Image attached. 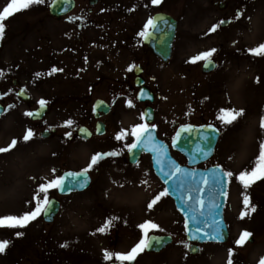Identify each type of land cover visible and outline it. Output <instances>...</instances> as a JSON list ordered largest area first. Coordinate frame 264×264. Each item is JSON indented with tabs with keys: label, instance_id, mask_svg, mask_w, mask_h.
Instances as JSON below:
<instances>
[{
	"label": "rangeland",
	"instance_id": "obj_1",
	"mask_svg": "<svg viewBox=\"0 0 264 264\" xmlns=\"http://www.w3.org/2000/svg\"><path fill=\"white\" fill-rule=\"evenodd\" d=\"M4 1L0 0V10ZM146 1L135 0V5L146 4ZM163 1L165 13L176 16L179 21L172 59L169 63L162 64L150 55L144 57L140 47L136 52L137 59L144 68L147 86L158 96L153 104L154 124L159 131L158 136L160 134L161 138L169 143L178 125L211 123L219 127V109H243V115L222 130L216 153L210 161L211 164H219L234 174L228 183L225 208V220L230 231L229 243L204 245L199 255L188 254L185 259L188 249L183 247L186 242L184 225L172 202L165 197L154 205L152 210L147 209V203L163 190V186L153 175L148 156L142 157L135 166L129 167L124 163L127 159L124 144L131 143L133 139L130 135L134 126L132 123L136 125L144 122L141 120L143 105L134 101V90L129 95L121 92L117 100L116 96L109 98L114 92H103L101 87V92L92 93L91 98L102 96L114 106L113 116L106 117V124L112 133L90 141H80L68 138L65 133L74 134L80 125L92 129L94 119L90 107H79L80 103L69 102L66 97L70 95L65 92L68 80L56 76L53 85H57L55 90L45 96L58 97V100L59 96H62L64 100L52 104L45 121V128L57 129L55 135L49 139L40 138V130L36 129L25 115L28 109L20 104L8 109V113L0 120V147H6L13 139L18 140L14 149L0 153V217L21 215L33 207L34 204L27 202L31 201L38 184L44 182L40 178L53 179L65 169L79 171L96 152H110L113 149L117 152L120 150L122 154L105 157L99 166L91 171L93 185L90 191L63 198L60 217L55 224L48 225L50 227L43 225L45 230L42 233L38 228L41 226L37 219L22 229L0 227V241L8 240L7 235L10 236L8 247L0 253V264H8L9 258L17 259L18 255H22L21 264L116 262L114 256L106 261L104 251H130L142 235L138 225L145 220H151L164 230H153L149 234L172 235L174 243L157 255L141 253L134 264H226L230 247L234 250L233 264H261L264 260V180L257 181L245 190L236 179L241 171L251 170L254 166L255 158L259 154V143L264 139L259 127L260 118L264 115V57L251 56L246 51L264 43V0ZM220 2L228 4L229 10H219L216 4ZM147 9L152 10L150 6H147ZM236 10L243 11L239 20L235 19ZM144 14L147 17L151 15L145 12ZM226 18L232 19V22L227 26H220L214 33H209L213 25ZM32 19L34 18L30 17V20ZM33 30L31 29V32ZM12 37H7L4 43L3 39L0 40V81L4 75L6 81L17 77L11 75L7 63L22 58V54L16 49V56L11 55L14 52L13 43L19 44V50L23 45L19 39L13 40ZM5 42H8L7 46ZM24 43L26 51L30 53L29 57L33 58L35 49L30 46L37 43L36 37L33 34L26 35ZM212 48L218 50L213 57L218 63V68L215 72L205 75L200 71L203 61L195 64L188 61ZM17 63L21 67V74L27 75L25 69L22 70L21 61ZM123 63H126L125 60ZM121 72L119 74L124 75ZM121 75L115 77L120 78ZM125 83L121 82L122 86ZM238 85L240 90H236ZM7 89L8 86H0V98ZM41 91V86L37 84L34 94L39 96ZM129 100L132 101L133 107L127 106ZM81 117H86L87 120L82 121L79 119ZM68 120L73 121L71 126L66 125ZM122 123H127V127L117 126ZM28 128L37 133L36 137L27 143L20 142ZM122 129L129 132V136L125 141H117L115 136ZM175 156L184 162L180 156ZM53 168L56 169L55 176L51 172ZM137 194L139 196L136 200ZM53 195L55 190L49 192V198ZM244 195L249 196V209L244 207ZM252 206L255 207V212L250 211ZM242 211L248 212L243 219L240 218ZM101 213L102 226L110 217L118 218L107 228L108 233L96 231L101 227ZM245 230L252 233L253 243L247 241L244 246L235 247V240ZM50 231L53 234L44 239ZM17 232L22 235L14 242L12 237L15 238ZM62 244L67 246L61 247Z\"/></svg>",
	"mask_w": 264,
	"mask_h": 264
},
{
	"label": "snow or ice",
	"instance_id": "obj_2",
	"mask_svg": "<svg viewBox=\"0 0 264 264\" xmlns=\"http://www.w3.org/2000/svg\"><path fill=\"white\" fill-rule=\"evenodd\" d=\"M45 3V0H10V2L0 11V40L4 38L5 35V21L8 17H11L14 13H17L21 10H27L33 5H42ZM52 4L58 3V0H51ZM163 3V0H151L153 6H159ZM243 16V11L238 10L235 19L239 20ZM231 23L232 21H227ZM226 23V21L221 20L218 24L213 25L209 29V33H214L218 28ZM171 29L172 25L170 21L164 16L150 17L144 25V28L141 32L138 33L140 37L145 39H155L159 33H161L164 27ZM208 33H206L207 35ZM216 48H212L207 51H203L198 55L190 59V63H197L200 61L204 62L205 68L215 67L213 61L214 55L217 53ZM247 53L255 57H264V43L258 44L256 47L246 49ZM128 71H132V66H130ZM52 72L62 71V69H57L53 67ZM2 75V73H0ZM37 76L39 73L36 74ZM154 79V78H153ZM259 78H257V83ZM207 99V98H206ZM48 103L45 99H40L38 104L40 108L43 109ZM128 107H133L132 101H127ZM9 107H12L10 105ZM26 116L29 117H38L39 112H26ZM243 115V109L236 110L234 108H221L217 115V119L220 121V126L217 127L213 124L201 126V128L207 129V131H200V128H196L191 124L182 125L180 131L172 138V147H178V141L181 139V133H193L199 132L200 138L206 142L210 143L211 139L215 138V135H219L221 130L232 125L239 117ZM144 115L141 114V120L143 121ZM73 124L72 120L66 121L67 126ZM262 134H264V115L260 118L259 125ZM156 128L155 124L149 125L147 122L138 123L132 127L130 135L134 137L131 143H125L124 147L127 149L128 153L135 156L134 150L136 149H146L155 154L154 161L155 164L159 167L160 172L165 177V184L167 185L162 191L157 193L150 202L147 203V209L150 211L153 209L162 198L172 195L174 192L178 193V199L180 200L181 205L187 209L191 215L187 216L185 219V230L188 234L190 240L200 241L204 240L205 242L213 243H222L225 240V234L223 231V221L216 219V209L220 207L218 203L215 202L214 196L218 192L220 196H226V186L229 183L230 179L233 177V172L226 170L221 165L217 164L213 169L208 173H201L199 180L196 179L195 170H185L181 168L175 161L167 159V150L166 146L158 143L155 136L152 132ZM47 130V129H46ZM81 133H84V129H79ZM215 134V135H213ZM37 133L33 129L28 128L20 138V142L27 143L36 137ZM65 135L68 138L72 137V132H67ZM129 136V132L121 130L115 136L117 141H125ZM187 139V137H185ZM18 144L17 139H13L6 147H0V153H7L14 149ZM196 152L207 156L211 151V147L201 146L197 144ZM120 153L117 151L110 152H96L91 157L89 162L85 167L79 171H68L62 175L55 176L56 169H51V172L55 178L50 180H44L40 182L38 187L35 189V193L32 196L31 201H28L29 204H34L33 207L24 211L21 215H6L0 217V227L8 228H25L30 222L35 221L37 218L42 215L45 218H50L55 214L56 211V202L49 198V192L51 190H58L61 193H70L76 190L85 189L90 183L89 173L99 166V164L105 159V157H115ZM53 155H56L53 153ZM167 166V170H165ZM177 178H179L177 180ZM30 179L35 180V177H30ZM236 179L244 189L247 190L257 181L264 180V139H261L259 143V154L255 158L254 166L251 170H244L236 176ZM187 185V187H186ZM195 192L197 195L192 196V193ZM205 192L209 193V200L205 201L203 194ZM41 194H43L41 196ZM194 201V203H193ZM245 209H249L250 199L248 195H244L243 198ZM255 207L250 208L251 212H255ZM248 212L242 211L240 218L243 219ZM202 218V220H201ZM118 219L117 217H110L104 222V225L98 228L96 231L104 233L105 229L109 228L111 223ZM194 222L197 225H200L202 222V227L198 226L194 229L189 230V222ZM138 228L141 230L142 235L134 247L131 248L127 253H111L107 250L104 251V259L106 261L111 260L113 256L116 261L128 262L131 264L132 261H135L137 256L143 253L146 249L153 247H161L164 244V238L160 236H150L149 233L153 230L164 231L160 228L159 225L152 222L151 220H145L143 223L138 225ZM17 236L22 235V233L17 232ZM252 236V233L249 231H242L239 238L235 240V247L239 248L244 246V244ZM9 245L8 240L0 241V253H3ZM66 244H62L61 247H66ZM183 247L189 249L193 252L202 251L200 248H190L188 243H184ZM234 250L232 247L228 249V259L226 264H233ZM188 252L185 253V259H187ZM261 264H264V260L261 261Z\"/></svg>",
	"mask_w": 264,
	"mask_h": 264
},
{
	"label": "flooded vegetation",
	"instance_id": "obj_3",
	"mask_svg": "<svg viewBox=\"0 0 264 264\" xmlns=\"http://www.w3.org/2000/svg\"><path fill=\"white\" fill-rule=\"evenodd\" d=\"M163 4L164 1L161 6ZM134 6L135 0H75L73 11L59 20L51 16L49 12L47 14L42 11L41 6H37V14L33 15L35 20L30 23H21L19 20L25 10L8 17L7 24L11 23L12 29H14L9 35L13 36V40L19 39L20 44L23 45L21 50L26 47L24 38L27 33H31L29 32L31 28L35 29L33 35L36 37L37 43L34 46L35 53L31 59H29V54L19 50L18 43H13L14 52L11 55L16 56V49L22 54V59H13L11 63L13 77L15 75L17 77L10 78L6 84V86L11 85L12 88L2 97L3 102L1 103H8L12 106L21 103L28 108H37L38 101L45 99L48 101L47 108L52 107L54 102H60V100L58 97H45L48 93H52L57 86H53L57 75L51 69L53 67L58 69L64 64L84 61L91 65L90 70L95 71L82 78L81 86L78 85V88L81 89L80 92H101L99 87L103 92H114L120 89L121 83L115 78V63L114 61L110 62V58L113 54L120 53L122 49L128 58L134 56L133 49L138 42L137 28L139 26L137 21H131L130 7ZM147 6H153L151 0L146 1V9ZM8 29L7 27L4 41L8 39ZM5 45L7 46L8 42H5ZM17 61H22V65L26 69L33 64L34 73L21 74V67ZM109 64L113 69L102 72ZM130 72L133 74V70L127 73L125 82H127ZM37 73H39L38 76ZM37 84L41 86L42 91L39 96L35 97L34 89L37 88ZM20 90L27 95V101L18 98ZM37 99L38 101H36Z\"/></svg>",
	"mask_w": 264,
	"mask_h": 264
},
{
	"label": "water",
	"instance_id": "obj_4",
	"mask_svg": "<svg viewBox=\"0 0 264 264\" xmlns=\"http://www.w3.org/2000/svg\"><path fill=\"white\" fill-rule=\"evenodd\" d=\"M156 17H158V16H156ZM164 17H166V16H164ZM166 18L170 21L172 27H171V29H169V28H167L165 26L163 31L160 33L162 35V37H163L162 40L159 41V42L158 41L154 42L155 53L158 54L161 57V59L164 60V61L167 60L169 55H170L171 41H172V37H173V34H174V29H175V22L169 17H166ZM146 40H148V39H146ZM150 46L152 47V45H150ZM213 68L214 67L205 68V66H204L203 71L204 72H208V71L212 70ZM105 111H107V108H105ZM150 118L151 117L148 116V121H150ZM202 126H204V125H202ZM195 127L196 128H200V131H205V132L207 131V129L201 128V126H195ZM180 128L177 130V132L180 131ZM152 134H153V136H155L154 131L152 132ZM213 135H215V134H213ZM185 137H187V139H185ZM217 139H218V135H215V138L211 139L210 143L206 144V142L203 141L200 138V133L199 132H195L194 131L193 133H181V139L178 141V147H172V148L174 150L180 152L186 158L188 166H194V165H197V164L205 161L206 159H208L212 155L213 149H214V146L216 144ZM157 142L160 143L159 141H157ZM197 144H199L201 146L211 147L212 151L207 156H204L203 154L198 153V152L195 151ZM171 145H172V143H171ZM134 152H135V156L134 157H133V155L129 154L130 162H132V163L136 162V160L138 159L140 153H142V152H150V151H148L146 149H136V150H134ZM150 153H151V156H152L151 157L152 161H153V163L155 165V168H156L155 173L158 176L160 175L159 178L165 184V177L160 172L159 167L155 164V161H154L155 154L153 152H150ZM167 159H169L168 154H167ZM213 168L214 167L209 168L207 170H195L196 179L199 180V177H200L201 173H208ZM184 169L185 170H190V169H186V168H184ZM165 170H167V166H165ZM178 179L179 178H177V180ZM165 186H167V185L165 184ZM186 187H187V185H186ZM76 191H80V190H76ZM59 193L60 194H65V193H61V192H59ZM196 195H197V193H195V192L192 193L193 197H195ZM170 197L174 200V203H175L177 209L179 210V212L182 214V216L184 218V223H185L186 217L190 216L191 213L181 205L180 200L178 199V193L174 192L172 195H170ZM224 197L225 196H220L218 192L214 196L215 202L220 205V207L218 209H216V212L218 214L216 215L215 218L218 219V220H222V221H223L222 207H223V204H224ZM203 198L205 199V201H208L209 200V193L205 192L203 194ZM193 203H194V201H193ZM57 208H58V205L56 203V211H57ZM56 211H55V213H56ZM53 216H51L50 218H45V220L46 221H51ZM201 220H202V218H201ZM198 226L202 227V222H201L200 225H197L196 223L191 222V221L189 222V230L194 229V228H196ZM223 231H224V234H225V240L224 241H226V239H227V231H226V227H225L224 222H223ZM186 236H187V240L190 241V242H198V243H204L205 242L203 239L200 240V241H193V240L189 239L188 234ZM160 237L164 238L163 246L146 249L148 252H159L161 249H163L164 247H166L170 243V238L169 237H167V236L166 237L160 236Z\"/></svg>",
	"mask_w": 264,
	"mask_h": 264
},
{
	"label": "bare ground",
	"instance_id": "obj_5",
	"mask_svg": "<svg viewBox=\"0 0 264 264\" xmlns=\"http://www.w3.org/2000/svg\"><path fill=\"white\" fill-rule=\"evenodd\" d=\"M236 90H240L239 85H238V87H237ZM236 90H235V91H236ZM174 94H176V93H174ZM242 94H243V92H242ZM241 97H242V96H241ZM138 196H139V194L136 195V197H135L136 200H137Z\"/></svg>",
	"mask_w": 264,
	"mask_h": 264
}]
</instances>
